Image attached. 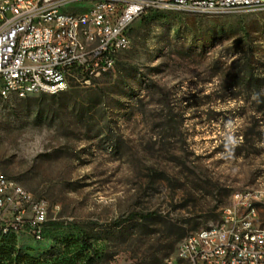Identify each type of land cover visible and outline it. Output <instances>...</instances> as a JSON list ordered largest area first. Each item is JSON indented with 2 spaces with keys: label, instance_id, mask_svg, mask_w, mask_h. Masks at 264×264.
Returning <instances> with one entry per match:
<instances>
[{
  "label": "rangeland",
  "instance_id": "1",
  "mask_svg": "<svg viewBox=\"0 0 264 264\" xmlns=\"http://www.w3.org/2000/svg\"><path fill=\"white\" fill-rule=\"evenodd\" d=\"M129 38L98 76L0 98L1 173L60 207L42 241L18 239L42 258L159 264L237 192L264 223V8L149 11Z\"/></svg>",
  "mask_w": 264,
  "mask_h": 264
},
{
  "label": "built area",
  "instance_id": "2",
  "mask_svg": "<svg viewBox=\"0 0 264 264\" xmlns=\"http://www.w3.org/2000/svg\"><path fill=\"white\" fill-rule=\"evenodd\" d=\"M50 7H57V16L34 21L38 9ZM156 7L199 13H207V7L256 10L264 8V0H0L1 98L19 83H27L36 95H51L53 84L66 90L70 77L112 69L116 55L130 44L132 21ZM69 21H76L87 38L101 35L100 46L87 52V45L69 34ZM24 59L38 60V67L24 66ZM257 196L234 193L218 222L184 238L166 264H264ZM59 210L58 204L35 197L0 171V237L41 240L44 226Z\"/></svg>",
  "mask_w": 264,
  "mask_h": 264
},
{
  "label": "trees",
  "instance_id": "3",
  "mask_svg": "<svg viewBox=\"0 0 264 264\" xmlns=\"http://www.w3.org/2000/svg\"><path fill=\"white\" fill-rule=\"evenodd\" d=\"M243 65L241 80H244L247 85L259 83L260 78L254 75L251 66L252 60L244 59ZM83 241L88 244L86 239H83ZM92 258V256L87 255L86 250L81 248L74 251L69 257L63 258L54 255L46 259L42 258L29 246L17 245L13 235L0 238V264H80L79 260L81 259L84 264H91Z\"/></svg>",
  "mask_w": 264,
  "mask_h": 264
},
{
  "label": "bare ground",
  "instance_id": "4",
  "mask_svg": "<svg viewBox=\"0 0 264 264\" xmlns=\"http://www.w3.org/2000/svg\"><path fill=\"white\" fill-rule=\"evenodd\" d=\"M162 9L180 10V7H156L154 11L162 10ZM209 11H217V8L207 7V12ZM55 16H57V7L38 9V11L35 12L34 14V21H43L45 20V17H55ZM69 34L72 35L73 38L77 39L79 45H87V52H94V48H98V46H100L101 44V35H94L91 38H87L84 29L77 27L76 21H69ZM24 66L38 67V60L24 59ZM63 91H64L63 84H53L50 87L51 95H55ZM32 95H36V94L31 93V86H28L27 83H19L17 84V86L14 87L13 91H10V94L6 95L4 99L11 97L25 98ZM0 98H1V92H0ZM254 194L257 195L256 193ZM43 238H44V232L41 233V240H34V241H42ZM18 239L19 238H16L17 245H19ZM261 245H264V238H261ZM166 263H167V257H165L159 264H166Z\"/></svg>",
  "mask_w": 264,
  "mask_h": 264
}]
</instances>
